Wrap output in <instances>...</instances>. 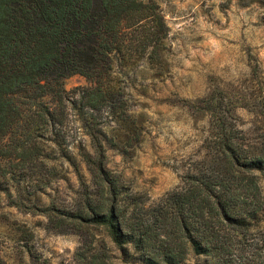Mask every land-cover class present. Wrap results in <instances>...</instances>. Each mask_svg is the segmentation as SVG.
<instances>
[{
	"label": "trees",
	"instance_id": "obj_1",
	"mask_svg": "<svg viewBox=\"0 0 264 264\" xmlns=\"http://www.w3.org/2000/svg\"><path fill=\"white\" fill-rule=\"evenodd\" d=\"M170 60L153 1L0 0V194L48 232L77 235L71 264H264V93L172 95L206 124L183 185L158 200L108 167L110 151L134 156L149 138L133 91L146 94ZM74 75L91 83L77 99L65 89ZM73 120L82 138L71 150ZM61 184L65 200L53 196Z\"/></svg>",
	"mask_w": 264,
	"mask_h": 264
},
{
	"label": "rangeland",
	"instance_id": "obj_2",
	"mask_svg": "<svg viewBox=\"0 0 264 264\" xmlns=\"http://www.w3.org/2000/svg\"><path fill=\"white\" fill-rule=\"evenodd\" d=\"M144 1L160 7L169 27L171 72L145 82L146 94L138 83L131 103L136 113L142 109L146 113L151 134L134 156L110 151L108 167L135 192L158 200L183 185L182 177L197 159L206 124L181 108L172 95L196 102L216 89L264 93V0ZM90 85L81 75L65 81L71 99L79 98L81 89ZM236 115L245 130L254 126L251 112L240 109ZM79 127L73 120L71 150L81 142ZM70 179L77 190L73 174ZM67 187L61 184L59 194L53 196L67 199L72 194ZM45 226L44 217L11 207L7 196L0 194L4 264L73 263L80 238L50 233Z\"/></svg>",
	"mask_w": 264,
	"mask_h": 264
}]
</instances>
